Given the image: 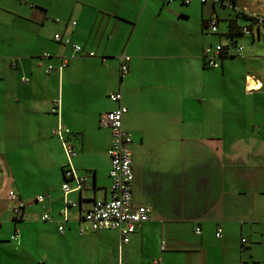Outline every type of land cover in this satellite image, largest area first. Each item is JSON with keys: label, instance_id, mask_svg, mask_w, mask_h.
I'll return each instance as SVG.
<instances>
[{"label": "crops", "instance_id": "1", "mask_svg": "<svg viewBox=\"0 0 264 264\" xmlns=\"http://www.w3.org/2000/svg\"><path fill=\"white\" fill-rule=\"evenodd\" d=\"M234 2L264 14V0ZM226 8L201 0H0V264H264V27L236 37L242 57L206 67L205 47L226 42L231 24L251 23L221 15ZM213 16L211 34L204 25ZM56 35L95 56L75 55ZM116 92L132 139V205L151 208L127 244L80 220L109 198L111 135L100 119L117 107L108 98ZM58 126L74 147L71 159ZM68 168L85 181L69 194L78 206L63 221ZM11 190L24 203L19 214Z\"/></svg>", "mask_w": 264, "mask_h": 264}, {"label": "built area", "instance_id": "2", "mask_svg": "<svg viewBox=\"0 0 264 264\" xmlns=\"http://www.w3.org/2000/svg\"><path fill=\"white\" fill-rule=\"evenodd\" d=\"M171 1V0H166ZM188 3L189 0H183ZM202 3L219 4L221 6L234 10L235 14L241 16L242 14L249 18L250 24L246 26H237L234 30L235 34L252 36L254 33L258 34L260 28L264 27V15H257L249 12L247 8L238 7L234 0H201ZM75 25V22L72 23ZM205 27L212 34L217 33V20L211 18L205 23ZM235 37V36H234ZM227 38L226 42L218 43L214 46L205 47L202 51V59L204 65L210 68L218 67V59L228 56L242 57L244 53L243 46L237 42L236 37ZM54 40L58 43L71 45L72 51L77 56L94 57L93 52L84 51L82 46L73 44L69 39H62L60 35H56ZM45 57L49 56L47 54ZM68 64V59L64 58L60 61L57 70L61 71ZM53 70L52 66H48L46 72ZM121 75L124 76L128 72L127 59H123L120 67ZM23 83H27V78H22ZM247 91L251 89L246 88ZM109 100L116 103L117 107L102 115L100 125L106 127L110 131L111 145L108 149V156L110 158L109 170V198L103 200H96L91 207L82 213L80 220L89 225L93 232L97 231H117L121 238V244H127L130 236L136 231V227L149 220L151 208L150 207H133L132 205V183H133V161H132V139L130 134L123 126V116L127 109L121 104L122 95L119 92L111 93L108 96ZM65 130L58 126L56 134L58 135L62 148L67 159L74 157V147L68 145L62 138V132ZM67 132V131H66ZM65 182L61 186L64 200V209L60 211L62 220H67V209L76 208L78 202L69 198L72 192L80 191L84 187L85 179L74 175L72 168L65 169L63 172ZM69 180L74 181V185L69 184ZM8 198L15 201L13 207L14 214H19L24 206L16 195L11 190L8 192ZM37 202H43V196L36 198ZM42 221L49 220V216L44 214L41 217ZM62 225L58 227V231L63 232ZM81 232V229L79 230ZM199 229L196 234H200ZM17 237V236H16ZM216 237H220V230L217 231ZM244 242V240H242Z\"/></svg>", "mask_w": 264, "mask_h": 264}, {"label": "rangeland", "instance_id": "3", "mask_svg": "<svg viewBox=\"0 0 264 264\" xmlns=\"http://www.w3.org/2000/svg\"><path fill=\"white\" fill-rule=\"evenodd\" d=\"M195 11H196V10H195ZM227 12L230 13V14H232V16L235 18V12H234V10H232V9H230V8H226V10L219 11V13H220L221 15H225V14H227ZM194 14H195V12L193 11V15H194ZM197 15H198V12L196 13L195 16H192V22H196V21H197ZM263 15H264V14H263ZM213 17H215V16H213ZM219 18H220V20H223L222 17H219ZM239 23L242 24L241 21H240ZM219 24H220V26H219L218 30H220L221 26H223V23H222V22H219ZM211 34H212V33H211Z\"/></svg>", "mask_w": 264, "mask_h": 264}, {"label": "trees", "instance_id": "4", "mask_svg": "<svg viewBox=\"0 0 264 264\" xmlns=\"http://www.w3.org/2000/svg\"><path fill=\"white\" fill-rule=\"evenodd\" d=\"M236 17H239L238 15H236ZM240 18H244V19H246V16H244L243 14L240 16ZM237 19V18H236ZM206 23V22H205ZM233 23V22H232ZM205 26V25H204ZM236 27H237V25H235L234 23L233 24H231V28H230V31H229V33H228V36H227V38L228 39H231L232 37H237V36H240L239 34H235V32H234V30L236 29ZM234 37V38H235ZM237 39V38H236Z\"/></svg>", "mask_w": 264, "mask_h": 264}]
</instances>
